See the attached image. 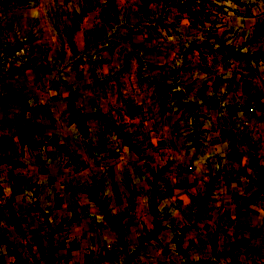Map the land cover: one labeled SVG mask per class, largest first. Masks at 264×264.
<instances>
[{
  "label": "crops",
  "instance_id": "crops-1",
  "mask_svg": "<svg viewBox=\"0 0 264 264\" xmlns=\"http://www.w3.org/2000/svg\"><path fill=\"white\" fill-rule=\"evenodd\" d=\"M148 1L153 15L134 29L155 37L156 26L167 27L177 11L166 0ZM83 2L90 10L70 43L69 28ZM239 10L228 15L232 22L220 32L232 45L252 49L245 37L264 20V0ZM177 13L185 32L192 25L186 24V14ZM112 18L104 0H0V159L21 163L0 164V264H19L6 240L27 264L264 263V202L254 198L261 189L251 158L264 136L259 123L264 121L263 62L224 61L211 52L200 57L194 50L190 55L195 59L184 65L153 51L147 72L164 75L172 87L165 97L167 115L173 118L169 125L183 126L180 101L198 108L210 98L221 101L218 114L205 106L214 117L204 127L208 133L200 146L185 150L183 142L172 138L165 144L163 154L172 164L158 180L153 209L151 175L137 155L108 125L88 118L89 113L121 111L122 98L151 110L147 102L153 88L144 91L149 85L140 86L139 77L105 83L113 76L106 75L100 79L103 85L90 78L92 51L102 59L120 51L123 23ZM236 20L246 29L240 30ZM94 35L100 36L97 49L84 42ZM107 36L115 39L106 41ZM177 39L172 35L156 42L172 40L177 49ZM21 47L26 54L15 56ZM114 59V64L103 60L100 76L115 68L116 55ZM257 95L263 106L254 104ZM248 102L250 109L257 107L251 125L237 119L239 112L227 113ZM68 159L73 166L65 169ZM213 175L211 199L205 202ZM96 180L101 183L99 199L108 209L84 194ZM156 223L161 228L154 233Z\"/></svg>",
  "mask_w": 264,
  "mask_h": 264
},
{
  "label": "rangeland",
  "instance_id": "rangeland-1",
  "mask_svg": "<svg viewBox=\"0 0 264 264\" xmlns=\"http://www.w3.org/2000/svg\"><path fill=\"white\" fill-rule=\"evenodd\" d=\"M258 1L261 0H166V6L176 9V11L181 14H186V24H191L192 26H189L184 32L178 24V16L174 15L178 13L173 10L170 15L171 22L165 24L167 27H163L162 24L156 26L154 37V35H152L154 33L151 32L148 34V31L145 29L139 31L134 29V26H136L138 21H145V19H148V16L150 18L153 15V9L148 0H104L106 10L113 15L112 22L114 23L116 21L117 24L122 22L124 29L120 35V51L113 53L111 57L107 59L96 57L95 54L99 53L98 51L96 52V50H94L95 52L92 51L90 53L89 75L92 82L101 84V77L105 78L106 75L113 76H111L110 79H104L105 83H108L112 79L119 81L120 77L129 79L132 77H139L140 86L145 87L149 85L144 91L150 90L151 87L153 88L154 95L151 96V99L147 102L151 106L150 111H146L143 104H133L127 99L122 98V100L120 99L118 101L121 111L110 112L106 115L102 114L103 117L101 116L90 119H96L99 123L108 125L111 128L112 133L114 132L117 138L120 139L125 146L127 145L124 139L132 145L133 149L128 147L129 150L137 155L138 161L143 166L144 171L151 175L149 181L151 191L150 205L153 209H156L157 194L160 191L158 180L162 174L169 170L172 164V161L166 160V156L163 154L165 151V144H167L172 138L173 140L183 142L185 150H189L194 146H200L208 133V129L204 127L207 124V121H211L214 117L212 114H208L205 106H207L212 112L217 113L220 109L221 101L216 100L215 98H210L201 105L203 106L200 107L203 108L202 110L198 108L199 106L196 103H183L186 107H183L185 110L182 115V128L179 129L176 125L177 123L169 125L173 118H170L167 115L168 107L166 102L168 96H170V93L172 92V87L164 81V75L158 74L157 76H154L147 72V60L150 59L153 51L156 50L159 53H162V57L167 58V60L172 59L175 62L177 59L181 60L184 65L186 63L190 64V62L195 59L194 55L190 54L196 50L200 53V57H205V52H211L215 59H222L224 61L236 59L244 60L246 62L253 61L254 63L257 61V63H259L260 61L264 64V20L261 24L257 22L255 30L251 31V33L245 37V43H250L252 49L248 48L246 50V48L241 45H232V43L229 42V37H227L226 33L221 34L222 32H220V28L230 26L229 23L232 22V19H228V15H233L230 13L233 12L234 15H237V12L240 11L239 9L242 8L243 5H251L254 7L257 5ZM237 6L240 8H237ZM89 10L90 6L86 2H83L82 5L80 4L79 9L76 10L74 27L69 28V35H67L68 42H72V34L81 28L83 16L86 15ZM193 19H195V21L191 22ZM234 22L240 30H244L247 27H242L243 24L240 23L241 20H236ZM109 25L111 26L112 24ZM172 35L178 38L175 41V43H178L179 45L177 49L170 45L173 42L172 40L166 44L161 40L156 42L157 39L166 40V36L171 37ZM111 37L107 36L106 41L112 40V38L115 39V36ZM153 38L154 44L152 43ZM99 39L100 36H87L84 42L88 47L90 46L97 49ZM171 50H174L172 51L175 52L174 55L170 52ZM77 54L78 52L76 51L75 56H77ZM115 55L117 61L115 68L111 71L107 70L103 76H100L99 65L103 63V60L108 61V64H114ZM79 60L83 62L86 61L83 60L82 57H80ZM152 77H154L153 80L151 79ZM157 82L160 84L159 87L154 85ZM259 97L260 95H257V99H259ZM253 102L257 106H263V102L260 99H254ZM246 104L248 105H244L243 108L239 109L237 107L236 110L233 108L227 109V113L237 115V112H239L241 116H237L238 120L242 119V122L252 124V122H250V115L253 114L257 107H255V109H250L252 106L249 105V102ZM219 113H221V111H219ZM224 115L226 114L224 113ZM255 118L257 119L258 116L255 115ZM106 119L111 121V126ZM259 123L264 125V121L260 122V119ZM112 125L115 126V128ZM153 132L155 133V136H152ZM120 135H122L123 138H121ZM148 143L151 144L147 146ZM260 144L262 146L254 150V153L251 154V158L254 159L253 171L257 177L255 182L261 189L260 194L255 193L256 197L254 198L264 202V160L262 162V159L264 158V136ZM89 151V153L92 154L91 150ZM257 155H262L261 159L257 158ZM63 165L65 169L71 168L73 162H70L68 159ZM127 176L129 177V171ZM215 181L216 176L213 175L212 179L207 183L208 187L203 196V201L206 202L211 199L210 196ZM100 186V181L96 180L91 188L87 187L84 189V194L89 193V200L94 202L95 205L103 208L105 207L103 206L104 202L99 199ZM92 192L97 193L100 204H97L94 199H92ZM128 203H134V199L131 198ZM105 208L108 209V207ZM126 215L127 214L124 213L123 216ZM261 219L264 220V216L261 217ZM157 231L158 229L155 228L154 233ZM222 254L225 255L226 253L224 252Z\"/></svg>",
  "mask_w": 264,
  "mask_h": 264
},
{
  "label": "trees",
  "instance_id": "trees-1",
  "mask_svg": "<svg viewBox=\"0 0 264 264\" xmlns=\"http://www.w3.org/2000/svg\"><path fill=\"white\" fill-rule=\"evenodd\" d=\"M179 106H180V108H183V107L185 108V107H186V105L183 104L182 102H179ZM192 106H194V105H192ZM101 116L103 117L102 114H98V113H89V114H88V117H89V118H96V117H101ZM106 121H107L108 124L111 126V124H112L111 121H109L108 119H106ZM112 126H113V125H112ZM113 127L115 128V126H113ZM120 137L123 138L122 135H120ZM124 141L126 142V145H127L130 149H133L132 145H131L127 140L124 139ZM27 143L30 144V145H42V144H44V143L35 142V141H27ZM4 163L9 164V165H12V166H14V167H19V166H21V163H20V162L15 161V160H13L12 158H8V157L1 158V159H0V164H4ZM92 199H94V201H95L97 204H100V201H99V199H98V196H97V193H96V192H94V193L92 192ZM156 229L159 230V227H158L157 225H156ZM5 242H6V245H7L8 252H9L11 255L15 256V258H16V263H19V264H27V263L25 262V260H23L21 254L15 249L14 245H13L11 242L7 241V240H6Z\"/></svg>",
  "mask_w": 264,
  "mask_h": 264
},
{
  "label": "built area",
  "instance_id": "built-area-1",
  "mask_svg": "<svg viewBox=\"0 0 264 264\" xmlns=\"http://www.w3.org/2000/svg\"><path fill=\"white\" fill-rule=\"evenodd\" d=\"M26 54V49L25 47H21L20 49H18L17 53H15V56H22Z\"/></svg>",
  "mask_w": 264,
  "mask_h": 264
}]
</instances>
